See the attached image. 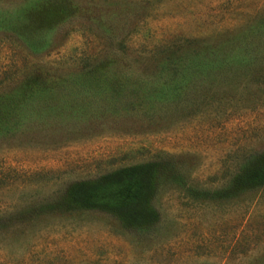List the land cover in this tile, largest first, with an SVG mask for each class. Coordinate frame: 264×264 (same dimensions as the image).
Returning <instances> with one entry per match:
<instances>
[{
  "label": "rangeland",
  "instance_id": "374dc122",
  "mask_svg": "<svg viewBox=\"0 0 264 264\" xmlns=\"http://www.w3.org/2000/svg\"><path fill=\"white\" fill-rule=\"evenodd\" d=\"M263 22L264 0H0V264H264V187L247 189ZM157 153L182 158L186 188L144 184V226L139 208L36 211L115 201Z\"/></svg>",
  "mask_w": 264,
  "mask_h": 264
},
{
  "label": "trees",
  "instance_id": "16d2710c",
  "mask_svg": "<svg viewBox=\"0 0 264 264\" xmlns=\"http://www.w3.org/2000/svg\"><path fill=\"white\" fill-rule=\"evenodd\" d=\"M262 25V34L260 36V38L262 39V42H264V22L261 23ZM246 37L250 36L248 33L245 35ZM247 39H242V46L246 45V41ZM241 46V47H242ZM202 49H198L196 51H192V52H182L180 53V60L183 63L190 61L191 59H195L196 61H204L203 59V54ZM205 50H203L204 52ZM208 51L207 53L213 58L212 61H208L205 60V64L208 65L209 63H214L215 61L220 62V61H224L225 59H228L229 63H232L234 65H236V68H243L244 66V62H243V54H241L239 51H235L233 53H229V54H224L221 57H224L223 59L218 58L219 54L218 52L212 51V50H206ZM173 54L171 53L170 55V59L173 58L172 57ZM178 56V55H177ZM230 67V66H229ZM173 74L175 75L176 73L173 72ZM176 159H182L180 157H176ZM178 160H173L171 159L170 156L166 155V154H162L160 155L159 153L155 154L154 156V160H152L149 163H146L145 165H138V166H133L131 168V171L134 172V174H138L140 175L139 178V183L135 184L134 182H129V184H121L118 185L117 187H114L112 189H110L111 192H115L116 191V199L115 201H112L110 199H112V196H107L102 197V199H90L91 193H87L86 197L82 199L81 198H75L72 199L70 198L68 195H60L58 196L56 199L54 198L52 201H48L45 204L42 205H38V207L36 208V211L38 213H43V212H47V211H53V210H77V209H72L73 207L69 206L70 204H74L75 202L77 203H87L89 206L94 204L91 207H84L85 209H97L100 210L104 213H106L107 211H113L116 209H120V211H122L123 209H137L139 208V210L141 211L140 216L137 218L139 221H137L136 218H134V221L132 223V225H130L131 227H135L138 224L140 226H144L146 225V223L148 224L149 222L146 220V218H150L151 214H152V208L151 207H145V204H140L142 203V201H140V196L141 193L143 192V185L145 184L146 186H148V188H153L150 194H153V190L155 192V190H157V185H159V183L161 184H171L173 185L175 188H178L180 190H184L185 185L184 182L182 180V175L179 174V171L177 170L178 168L176 166H178L177 163H179L181 165V161ZM255 162L257 163V169H256V173L255 175L252 177L255 181H250V185L248 186L247 189H252V188H256L257 186H263L264 187V157L262 156V158H260L259 160H255ZM120 171H115L114 175H119ZM121 189H119V188ZM90 190V189H88ZM109 190V189H108ZM187 192H189V189H187ZM106 193V192H105ZM104 194V193H103ZM108 195V194H107ZM79 199V201H78ZM90 202V203H89ZM115 204V206H120L119 208H115L113 207V205ZM68 205V206H67ZM67 206V208H66ZM83 209V208H82ZM84 209V210H85ZM80 210V208L78 209ZM146 211L147 213L145 214ZM109 213V212H108ZM144 213V214H143ZM114 216V219L118 222V225H122L124 226V220L123 217H121L120 215H114L113 213L111 214Z\"/></svg>",
  "mask_w": 264,
  "mask_h": 264
}]
</instances>
